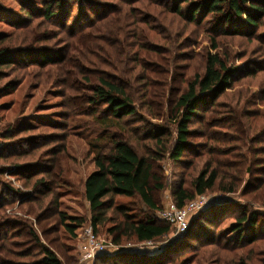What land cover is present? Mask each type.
Here are the masks:
<instances>
[{"label":"trees","instance_id":"obj_1","mask_svg":"<svg viewBox=\"0 0 264 264\" xmlns=\"http://www.w3.org/2000/svg\"><path fill=\"white\" fill-rule=\"evenodd\" d=\"M24 1L34 3L36 8L21 3L26 18L15 24L19 34H9L0 41V98L18 85L14 74L20 68L45 69L62 63L78 67V74L84 76L78 85L86 92L83 100L91 105V114H99L98 124L105 126V132L92 143L96 169L85 181L84 194L96 233L106 222H112L108 232L117 245L168 237L173 226L158 215L160 192L167 186L172 187V198L178 207L213 190L253 194L264 203V107L254 103L258 99L264 104V34L260 31L264 26V0H113L107 6L100 0ZM37 13L46 23L58 20L70 34L69 44L61 49L41 45L52 37L45 38L44 34L22 40L21 35L30 33ZM160 21L167 27H156ZM107 29L112 32L110 36ZM124 29H128L125 41L115 35ZM196 33L207 34L211 45L210 49L206 47L208 51H194L193 47L198 46L191 45L188 35ZM236 38L260 42V58L254 60L258 64L253 65L254 69L252 61L244 60L247 52L233 53ZM162 54L170 56L168 68L163 71L166 73L174 68L186 72L191 65L179 67L178 62L191 61L196 56L202 57L204 65L202 70L183 75L182 86L170 98L167 88L173 77L149 67L152 59L163 60ZM62 84L71 86L68 79ZM71 99L70 94L66 95L70 106ZM164 100L169 103L167 111L157 110L154 104ZM142 109L161 122L150 121L146 131L136 128ZM226 114L231 115L224 117ZM69 116L64 113L62 118ZM224 118H232L230 126L224 125ZM111 127L117 132H110ZM224 129L238 133L230 139L236 147L228 145ZM194 138L202 141L194 142ZM0 158L11 162L9 167L0 165V175L11 169L12 175L14 172L25 180L23 187L31 190L24 191L0 179L1 191L7 198L1 199L0 222L7 220L9 226L29 227L27 233L18 228L0 233V264H66L54 239L49 237L57 230L55 225H49L54 218L60 214L62 222L66 220L63 213H49L58 204V166L47 165L34 171L39 167L37 162L18 163L13 154H0ZM166 160L174 166L170 184L161 164ZM37 174L51 177H34ZM9 193L19 198L17 211L33 217L39 232L22 216H17L21 218L19 222L5 214L7 205L16 200H9ZM115 196H138L150 212L139 217L125 204H117ZM217 206L209 209L213 210L212 218L204 221L218 226L234 214L230 233L238 232L237 239H226L210 229L199 232V221L192 219L185 234L155 253L139 254L123 248L98 255L94 264H190L193 255L202 253L220 260L230 258L232 264H264V213L238 211L233 202ZM110 210L115 211L114 217L109 216ZM83 223L84 219L72 217L65 228L74 234ZM247 230V237H243ZM192 241L198 245L193 247ZM189 250L193 253L179 260L180 254Z\"/></svg>","mask_w":264,"mask_h":264},{"label":"rangeland","instance_id":"obj_2","mask_svg":"<svg viewBox=\"0 0 264 264\" xmlns=\"http://www.w3.org/2000/svg\"><path fill=\"white\" fill-rule=\"evenodd\" d=\"M111 1L113 0H100V2L105 3L106 6L111 3ZM0 3L3 5V9L0 11L1 41L2 37L9 34H19L20 31L15 27V24L18 21L23 20V18H26L21 10V3H24V5H27V7H30L31 9L36 8V5L24 0H0ZM37 7L42 6L38 5ZM60 13L62 15L63 12ZM33 18L34 22L32 28L29 29L30 33L21 35L22 40L25 36H27L30 41L34 34H44L45 38L49 36L52 37L48 42L43 41L41 45H45L47 43L51 48L61 49V47L64 48L69 44L67 38L70 37V34L67 30H63L60 27V24L57 22L58 20L54 22L55 24H50L49 22L46 23L43 21L41 16H38V13L35 14ZM156 25L158 28L167 27L163 21H160ZM127 30L128 29H124L122 30V33L115 35L119 37V39H123L125 41L128 32ZM260 31H263L264 34V26L260 28ZM106 32L108 36L112 34L109 29H107ZM188 38L191 40L192 46H198L197 48L193 47L194 51H208L211 47L209 38L205 33H196L192 36L188 35ZM14 42L16 43L18 41L14 39ZM235 43L237 45L233 47V53L247 52L244 60L248 59L249 61H252V68L254 69L255 66L253 65H258L256 62L260 58V53L257 51L260 42L255 43L254 41L252 43H248L245 39L236 38ZM4 44H8V41ZM20 46L21 44L18 45V47ZM162 58L163 60L161 61H155V59H152L149 62V67L164 73V75L173 77L171 87L169 86L170 88H167L168 98H170V95L182 86L183 75H186L187 77L192 73V71L196 72L204 68L202 57L200 58L199 56H196L191 61L180 60L178 62L179 67L183 65H191L190 68L186 69V72H184L183 69L174 68L166 73L163 71L168 68L166 61L168 62L170 56L162 54L161 59ZM74 60L76 62V57ZM254 60H256V62ZM74 65L72 64L71 66L70 64L66 65L62 63L59 64V66L51 65L45 69L33 66L20 68L16 71L14 77L18 85L7 95L0 98V154H13L15 155L17 162L22 164L37 162L39 167L34 171H38L43 167L46 168L47 165L55 167L58 166V170L56 172L57 176H55L57 177L56 191L59 195V198L57 199L58 204L55 203L57 206L54 207V209H51L49 213L51 214L56 212L54 216L57 215V213H63L66 220L65 222H62L60 214L57 215L52 223L49 224L55 225L54 227H56L57 230L51 233L49 237L54 239V245L58 247L57 251L59 256L66 264H94L95 260H85L80 252V235L83 231V227L91 224L90 204L84 193L86 178L96 169L95 147H93L92 143H96L98 135L105 132V126L98 124L97 117L99 114H91V105L86 100H83V94L86 92H84L78 85L81 84L84 76L78 74V67L75 68ZM260 75H257V78H259ZM67 79L71 85L70 87L67 84H62V81L66 82ZM155 79H159V77H155ZM248 80L253 81L252 79ZM254 91L259 93L260 89L258 90L255 88ZM68 94L72 96L71 106L66 102V95ZM254 103L259 107H264V104H262L258 99L255 100ZM154 106L157 107V110H163L165 112L167 111L169 103L167 100H164L160 103V105L154 104ZM97 110L100 111L99 109ZM145 111V109L140 111L141 113L138 117L140 122H138V126H136V128H140L142 131H146L151 127L148 125L150 121L155 123L161 122V120H157V118H153L145 114ZM64 113H68L70 116L62 118ZM228 115L231 114H226L224 117H228ZM231 119L227 120V118H224L222 121L224 125L230 126L232 123ZM63 126H65V128H63ZM196 126L198 125L196 124ZM108 129L110 132H117L115 127ZM219 130H222V128H219ZM222 133H224L223 135L228 140L237 137L238 135V133L232 129H224ZM9 135L14 136V138H7ZM193 141H202V139L194 138ZM228 145L236 147V142L234 140H230ZM20 153H23V155H20ZM8 161L9 160L7 159L0 158V165L6 164V166L9 167L11 162L9 163ZM161 164L164 169V177L167 180V183L170 184L174 166L167 160L161 162ZM176 167V172L179 174V165ZM7 171L8 172L6 174L0 175V179H2V181L9 182L16 188L19 187L24 189V191L28 190L23 187L25 181L24 179L17 178L16 175H14V172L12 175L11 169H8ZM34 177H46L50 180L51 176L37 174ZM205 195L208 198L207 206L203 210L191 214L190 217V220L193 219V221H199V224L196 223L198 224L199 232H205L206 229H210L218 233L217 235L223 234L225 238H238V232L234 233L235 235L230 233V227L235 221L234 214L224 218V220L218 225L219 227L212 226L204 221L205 219L207 220L208 218H212L213 210H209L210 208L218 207L217 205L224 204L222 202L227 199H230V202H233L234 209H237L238 211L257 210L264 213L263 201L255 199L253 194L243 196L240 191L236 194H228L213 190L207 192ZM7 196L11 201L14 199L16 200L14 203L7 205L5 214L11 217V219H16L19 222L21 221V218L19 217L22 216L24 222L33 223V228L39 232L40 226L36 224L33 217L17 211L19 198H15V194L11 193L7 194ZM21 197L24 199L26 196L22 195ZM1 199L5 200L7 198L6 196H3V191H1L0 187V204L2 203ZM114 199L119 205L125 204L132 211V213H135L139 217H143L145 213L150 212L148 207L141 201V199H139L138 196H115ZM171 199H173L172 187L167 186L160 192V210L165 208ZM48 208L49 207L46 209ZM156 211L155 213H157ZM108 213L110 217L115 216L114 210H110ZM72 217L84 219L83 225L77 226L74 234H71L65 228V224L72 222ZM25 218L30 220L25 221ZM6 221L0 222L1 234L14 231L18 228L15 227L14 224L9 226V222ZM111 226L112 222H106L104 225L99 227L97 231L98 236L101 239H112V236L108 232V229ZM18 229H25V233H27L29 227H19ZM248 233L249 232L247 230L243 237H247ZM182 235L183 234H176L173 227V231L166 238H160L152 242L145 243L123 241L120 245L127 247L128 250L136 248L137 251L140 249L134 253H155L162 247H166L171 241L180 238ZM192 243L193 247L194 245H198L196 241H192ZM261 251L264 252V243L261 247ZM190 253L193 252L190 250L183 252L180 254L179 260H184L188 257V255L190 256ZM189 261H192L190 264H232L230 258L227 260H220L219 258L210 257L209 254L204 255L203 253L193 255Z\"/></svg>","mask_w":264,"mask_h":264},{"label":"built area","instance_id":"obj_3","mask_svg":"<svg viewBox=\"0 0 264 264\" xmlns=\"http://www.w3.org/2000/svg\"><path fill=\"white\" fill-rule=\"evenodd\" d=\"M207 203L208 198L205 194L198 195L184 207H178L174 200L171 199L165 208L159 210L158 215L163 220L172 224L176 234H184L189 228L191 214L203 210L207 206ZM80 241V252L85 260H94L98 253L106 251L112 253L114 251L127 248L115 244L112 239H101L95 232L92 224L83 227V231L80 235Z\"/></svg>","mask_w":264,"mask_h":264},{"label":"water","instance_id":"obj_4","mask_svg":"<svg viewBox=\"0 0 264 264\" xmlns=\"http://www.w3.org/2000/svg\"><path fill=\"white\" fill-rule=\"evenodd\" d=\"M225 202H230V199H227V200H224L222 203H225ZM131 251L132 252H137V251H139V250H137L136 251V249H131ZM146 252H148V251H146ZM109 253H111V252H103V253H98L97 255H96V257L98 256V255H100V254H109Z\"/></svg>","mask_w":264,"mask_h":264}]
</instances>
